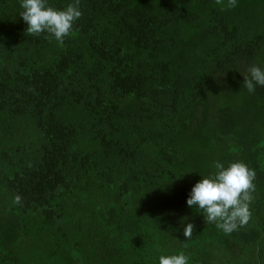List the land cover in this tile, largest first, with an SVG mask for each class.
<instances>
[{
  "label": "trees",
  "instance_id": "1",
  "mask_svg": "<svg viewBox=\"0 0 264 264\" xmlns=\"http://www.w3.org/2000/svg\"><path fill=\"white\" fill-rule=\"evenodd\" d=\"M23 10L0 0V264H264V0H80L63 44ZM217 161L256 172L230 234L187 204Z\"/></svg>",
  "mask_w": 264,
  "mask_h": 264
},
{
  "label": "clouds",
  "instance_id": "2",
  "mask_svg": "<svg viewBox=\"0 0 264 264\" xmlns=\"http://www.w3.org/2000/svg\"><path fill=\"white\" fill-rule=\"evenodd\" d=\"M222 10H230L237 6V0H215ZM24 9L20 16L27 23L26 32L39 36L48 32L63 44L65 37L72 34L73 25L82 16L80 0H74L65 9L58 10L47 4V0H21ZM244 76V86L254 93L256 86H264V68L251 65ZM218 170L215 174L204 176L191 189L187 204L195 206L206 213L207 222H217V227L230 234L244 227L251 219L250 204L255 191L253 183L256 172L242 161L232 162L227 168L219 161L215 163ZM21 197L16 195L14 203L19 204ZM194 224L187 223L183 235L190 239ZM188 257L183 253L160 256L159 264H187Z\"/></svg>",
  "mask_w": 264,
  "mask_h": 264
}]
</instances>
